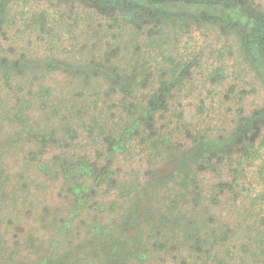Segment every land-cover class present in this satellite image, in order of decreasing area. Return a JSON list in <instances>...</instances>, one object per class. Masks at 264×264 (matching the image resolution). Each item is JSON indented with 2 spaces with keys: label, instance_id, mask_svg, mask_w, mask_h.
Wrapping results in <instances>:
<instances>
[{
  "label": "rangeland",
  "instance_id": "rangeland-1",
  "mask_svg": "<svg viewBox=\"0 0 264 264\" xmlns=\"http://www.w3.org/2000/svg\"><path fill=\"white\" fill-rule=\"evenodd\" d=\"M182 1L241 5L247 16L264 19V0ZM183 21L137 11L127 17L86 0H11L0 7V264L67 260L80 241L89 239L85 225L100 209V224L112 228L111 199L101 197L106 188L116 186L121 192L129 185L158 198L172 190L184 193L178 180L154 188L164 168L150 158L156 150L148 148L156 138L168 140L162 151L166 155L174 138L188 152L203 149L197 166L188 153L184 164L191 166L188 183L204 184L205 204L218 186L232 183L219 205H208L202 214L203 221L209 218L234 231L235 257L246 255L243 263L224 264H264V78L253 68L254 54L246 47L254 27L236 31L203 21L186 27ZM112 67L136 72L128 79L113 77V85L102 88ZM125 82L133 83L129 90L121 89ZM122 98L129 101L124 108L108 101ZM151 99L161 105L191 100L181 111L187 123L182 140L176 132L178 118L169 119L166 107L147 111ZM135 104L141 110L138 125L123 127ZM70 107L75 113L65 114L68 121L63 122L60 114ZM27 153L31 163L24 159ZM37 185L44 188L33 192ZM74 187L73 198L68 189ZM187 190L184 200H194L195 192ZM170 240L164 257L140 246L138 251L149 253L146 264H161L165 257L181 264L171 258L187 252ZM214 252L219 255L208 258L223 257L221 248Z\"/></svg>",
  "mask_w": 264,
  "mask_h": 264
},
{
  "label": "trees",
  "instance_id": "trees-1",
  "mask_svg": "<svg viewBox=\"0 0 264 264\" xmlns=\"http://www.w3.org/2000/svg\"><path fill=\"white\" fill-rule=\"evenodd\" d=\"M5 1L6 0H0V7L3 4H10L11 0H7L6 2ZM86 1H94L101 7H104L106 9L121 11L124 14H127V17H130L133 11H137V13L140 12L143 15L149 14L150 17H154V19L162 17L170 19H184L183 26L186 27H189V25L191 24H197L203 21L216 25H223L225 27L234 26V29L238 31L242 27H245L247 24L248 26L252 25L254 27V32L249 35L250 41L247 42L246 47L249 51V55L254 54L253 68L256 69L259 76H262V78H264V19L261 17L251 18L247 16L244 12L246 8L241 5L233 6L230 3H226V5H224L222 4V2L215 1L193 2L182 0ZM145 66V63L140 65V69H142L144 73L146 71ZM136 70L138 71V68H136ZM134 71L135 70L133 69V72ZM133 72L131 71V69L127 71L126 68L112 67L109 70V74L106 73L107 78L106 75L103 74V76L106 78L105 80L108 82L100 85L102 86V88L106 87L109 89L113 85V77H122L124 79H128L134 77ZM125 83H128L129 86L127 84H120L121 89L129 90L130 85L133 83ZM136 84L138 85V83ZM136 84H134L133 86L137 87ZM174 84H176V82H174ZM108 101L116 105L120 104V106H122L123 108L129 103V101L125 98L119 99L118 103L112 100ZM155 101V99L150 100L147 105L149 106L147 111H154L151 106ZM187 101H189L188 104L186 103ZM174 102L175 101L172 100L168 101V105L164 104V107H166L165 112H167V110L171 112L172 115L169 116V119H175V117L178 118L177 122H179V127L176 129V132H179L178 136L182 140V138L185 137L186 133L184 132V129L182 127L187 123H184V116L182 115L181 111L182 109L191 106V100L180 99L178 103ZM59 105L62 106V100L60 101ZM136 107L137 106L135 104L134 109L130 112V117H127L128 119L121 123L124 124L123 127H130L134 124L138 125L139 122L137 121L136 116L138 115L137 111L140 112L141 110L139 109V107L136 109ZM57 108L60 109V107ZM72 108L73 107H70L68 111L63 110L60 114V116H62L63 122L68 121V117H70L72 113H75L74 108ZM93 109L95 110V108ZM54 110H52L53 114L55 113ZM58 114L59 113L57 112L56 116H58ZM65 114H67L68 117H66ZM85 115H87V112L85 113ZM126 121H128V124L126 123ZM189 126L192 127L193 124H189ZM180 129L182 132H184V135L181 133ZM130 132L127 133L126 141H130L132 138ZM167 133L169 137H172L171 133ZM9 138L10 137H8V139ZM171 141L173 143H170V149L168 148L169 152L167 155L165 153H162V151L165 150L163 149V147H165L166 142H168L167 139H165L164 141V139L161 140L156 138L152 140L149 145L148 150H156L151 155L154 157L150 158H153L154 162L159 160L160 163H163L164 165V168L158 175V179L157 177H155L156 181L153 183V186L157 189L156 186H159L160 183L168 184L169 182L170 184L174 185V181L178 180V183L176 184L179 185L180 188L184 189V193L177 194L174 192V190H172L171 192L169 191L167 193L168 195H163L162 197L158 198L155 197L152 192H148L147 189L136 191L135 188L130 189L129 185L125 189L121 190V192H118V187L116 186L115 188L117 189L106 188L104 192H101V197L102 199H111L109 203L110 212L114 215L111 221L112 228L109 226L102 227V225L100 224V220L102 218L101 211L103 210L100 209L101 211H99L90 220L91 222H89V225H85V228L88 229L90 233L89 239L85 242L80 241V245L74 247V253L72 256H70L67 260L42 259L41 261L38 260L37 264H72L70 261L71 258H73L75 262L74 264H146L149 259V253L138 251V249H140V246L142 247V249L150 246V251L153 254H163L164 257L166 255V248L170 247L169 245L172 244V241L170 239L173 238L176 239L175 242L179 244L176 249H183V253L185 251L187 252L183 257L181 251V253H179L181 258L170 257L173 261L180 259V261H182L181 264H224L225 262L232 263L234 261L243 263L240 260L241 256H246L245 254H242L241 256L237 255L235 257V248L237 245L231 244L230 242V232L232 230L228 227H219V225L217 227V224L215 225L209 218L206 219L208 222H205L203 221L202 216L203 210L208 205H210L211 207H217L219 205L221 199L223 198L224 192L228 189H231L229 187H231L232 183L225 181L221 184V186H218V191L209 198L210 202L208 204H205L201 197L203 194L201 185L204 186V184H201L200 187L198 186V184H189L188 180L190 176L187 174V172H190L191 166L185 167L184 164L186 160L184 154L188 153V156L192 157L191 161L194 162L193 166H197V158H200V155L203 154V149H201L200 147H195V149H192L188 152L189 148H186L185 145H181L182 141H177V139L175 138L171 139ZM29 144L30 143L27 142L24 143L23 146H27ZM9 145H15V142L12 144L9 143ZM18 145L22 146L21 143ZM16 150H18L17 147ZM220 152L222 153V151ZM224 153L225 152L223 151V154ZM10 154L11 153H8L6 154V156ZM214 154L216 153H213V157L215 156ZM25 158L27 159L26 161L28 163H31L33 161V157L31 158L29 154L24 157V159ZM155 159L158 160L155 161ZM41 169L42 168L40 167L37 170L42 173ZM84 174H86V177L88 179L97 182L96 177H92L89 173ZM222 174L224 175L225 171H223ZM226 174L229 175V172L226 171ZM65 180H67V177L65 178ZM74 180H71L73 181V185ZM43 188V186L39 187L37 185V191L33 192H39V190H42ZM188 188L192 189V193L195 192L194 200H184L186 196H188V194L185 196V192H189L187 190ZM77 189V187H74L72 190L68 189V191L72 193L73 198L77 196L74 193L75 191H77ZM98 189L99 188H96V190ZM113 190H116L117 192H113L112 194L111 192ZM107 191H109V193ZM95 193L96 192H92V195H94ZM78 196H80V193L78 194ZM84 205H86V200L81 202V207ZM118 211L122 212V215H118L117 217ZM75 212L77 211H73V214H75ZM180 212L184 213L185 215L180 216ZM69 223L70 221H68V223L65 225V228L69 227ZM232 232L234 233V231ZM174 234H177V237H174ZM168 235L171 236L168 237ZM248 240L250 242L252 241L250 238H248ZM219 248L222 249L223 257H221L220 259H215L214 256L208 258V256H210V254L212 253L219 255V252H214ZM254 256L257 257V253H254ZM165 258L163 261L161 260V264H170V262L166 261Z\"/></svg>",
  "mask_w": 264,
  "mask_h": 264
},
{
  "label": "flooded vegetation",
  "instance_id": "flooded-vegetation-1",
  "mask_svg": "<svg viewBox=\"0 0 264 264\" xmlns=\"http://www.w3.org/2000/svg\"><path fill=\"white\" fill-rule=\"evenodd\" d=\"M171 87H172V85H171ZM155 100H156V101L153 102V103H152V106H151L153 109H158V108H161V107L164 106V105H161V104H160V100H158V99H155ZM164 101H165V100L163 99V100H162V103H163V104L165 103ZM158 102H159V104H158Z\"/></svg>",
  "mask_w": 264,
  "mask_h": 264
}]
</instances>
